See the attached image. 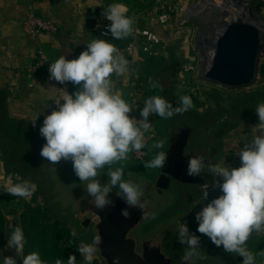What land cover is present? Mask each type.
Instances as JSON below:
<instances>
[{
  "label": "clouds",
  "instance_id": "9594fccd",
  "mask_svg": "<svg viewBox=\"0 0 264 264\" xmlns=\"http://www.w3.org/2000/svg\"><path fill=\"white\" fill-rule=\"evenodd\" d=\"M124 4H112L104 8L102 15L111 23L108 32L115 40L126 39L133 34L134 17L127 15ZM107 34V33H106ZM128 60L119 48L105 39H95L78 58L67 59L60 56L49 67V80L59 84L72 83L76 91L65 93L56 100L57 108L46 115L40 127V135L46 140L40 155L50 164L57 165L62 160L71 161L75 175L86 184V192L93 198L96 208L104 209L111 203L109 194L117 189V196L124 199L129 207H138L146 215L147 202H141L145 195L139 184L125 178L123 167L113 166L126 161L130 153H141L148 147L145 133L151 129L150 116L170 119L193 108L189 96L179 98L174 107L161 96H152L144 102L137 119L132 116L133 104L113 88V75L123 76L128 72ZM152 88L159 85L151 83ZM259 123L252 126L251 141L238 152L241 166L211 164L203 156L191 157L187 174L200 176L208 168L215 178L212 185L202 186V197L209 201L210 187L222 192L217 198L206 203L197 212V231L210 238L217 247L223 246L227 253L243 257L242 264H257L256 257H264V250L253 253L247 242L253 233L264 234V102L255 109ZM32 120L35 127V121ZM164 141L152 144L153 149L163 148ZM167 153L158 152L154 158L143 161L147 169L163 168ZM106 174L107 183L99 179ZM132 173L129 171L128 176ZM18 179V178H17ZM37 186L30 180L13 182L9 175L3 191L19 198H30ZM125 218L130 216L128 208L122 210ZM178 240L187 245L183 260L189 262L197 255L201 239L189 230L186 223L178 225ZM71 235H78L75 228ZM101 236L92 244L81 243L77 249L87 264H92ZM26 240L24 231L16 226L8 236L7 247L15 249L17 255L23 251ZM3 264H17L12 256L3 257ZM22 264H46L38 252H31L22 258ZM55 264H65L57 259ZM67 264H77L75 254L70 255ZM114 264H119L115 260Z\"/></svg>",
  "mask_w": 264,
  "mask_h": 264
},
{
  "label": "water",
  "instance_id": "95a60500",
  "mask_svg": "<svg viewBox=\"0 0 264 264\" xmlns=\"http://www.w3.org/2000/svg\"><path fill=\"white\" fill-rule=\"evenodd\" d=\"M102 7H89L86 11V28L97 27V16ZM234 18V19H233ZM214 43L213 55L206 70V78L229 88L249 86L255 78L261 54V34L245 18L233 16L224 25ZM175 68L163 71L159 76L158 96L167 99L174 107L180 98L176 88ZM249 113L243 110L215 108L203 122L187 112L170 119L159 117L163 133V148L167 153L163 168L144 169L131 167L129 160L113 166L123 167L125 178L139 184L145 192L146 215L138 207H129L117 196V189L109 194L111 203L104 209L96 208L93 198L86 192V184L75 175L71 161L50 164L40 155L46 140L35 132L26 130L10 119L6 108L0 104V134L12 151L16 169H24L30 180L41 188L46 205L58 218L67 219L81 233V243L92 244L101 236L92 262L98 264H242L243 257L227 253L217 247L209 237L197 231L196 214L212 199L217 198L209 189V201L202 197V186L210 185L208 168L200 176L187 174L191 157L203 156L211 164H219L226 140ZM132 175L128 176V172ZM107 183L106 174L100 178ZM128 208L125 218L122 210ZM186 223L189 230L201 239L200 250L189 262L183 260L187 245L178 240V225ZM17 222L8 216L4 246L0 248V264L3 257L12 256L22 264L23 251L7 247L8 236ZM247 247L256 253L257 244Z\"/></svg>",
  "mask_w": 264,
  "mask_h": 264
},
{
  "label": "rangeland",
  "instance_id": "374dc122",
  "mask_svg": "<svg viewBox=\"0 0 264 264\" xmlns=\"http://www.w3.org/2000/svg\"><path fill=\"white\" fill-rule=\"evenodd\" d=\"M161 1L157 0V3ZM164 3V1L161 2L163 5ZM94 4L101 5L102 3L97 0ZM165 4L168 11L166 23L159 20L161 11L158 10V5L151 10H144L130 16L134 17L132 39L129 36L130 40L128 37L118 41L120 47H124L121 54L128 60L129 70L123 76L113 75V88L118 90L126 101L135 102L133 109L138 110L136 105H139V109L143 108L144 102L150 98L147 96V89L151 87L150 81L159 85L154 76V70L174 67L177 93L180 97L189 96L193 102L194 107L186 111L192 118L203 122L215 108L247 111L249 114L228 136L224 154L219 161L221 166L226 164L230 167H239L241 161L238 152L244 144L251 141L252 126L259 123L255 109L258 104L264 102V0H167ZM233 16H241L253 24L261 34L262 43V56L257 63L255 78L249 86L240 88L222 86L205 76L213 55L214 43L223 31L224 25ZM107 25L109 23L102 15L99 32L104 39H109V42L114 43L116 40L108 32ZM105 32L107 35L103 34ZM155 38L158 41L151 42ZM129 48L132 49L128 51ZM37 51L42 52L46 61L40 71V76L48 71V60L42 46H38ZM65 57L67 58V54ZM172 59L175 64H170ZM27 74L29 75L28 72ZM117 78L122 82L119 86L116 84ZM56 87L59 88L60 96L40 101L36 109L30 108L31 103L19 102L11 106L7 104L8 117L10 119H12L10 116L14 117L12 120L18 125H23L28 131H37L43 125L45 116L57 108L55 101L67 93V84H60ZM153 89V96H158L155 92L159 90V86ZM131 92H133L132 97ZM151 117L155 121L156 142L163 140L159 116ZM35 118L37 119L34 127L32 120ZM8 146L0 134V248L4 246L8 216L12 215L24 231L26 243L23 253L26 256L28 234L33 224V220L27 214L28 209L31 208L40 211L38 223L45 219L44 222L47 224L58 222L70 230L75 228L78 233L76 245L66 236L60 240V246L63 248L73 246L72 248L81 256L77 250L82 238L80 231L72 221L54 215L46 205L40 186L34 183L37 189L27 199L15 197L3 191L9 175L13 176V182L23 181L27 176L24 169L15 168V160ZM157 151L158 149L152 150L153 156L158 153ZM207 178L210 185L217 179L211 173H208ZM210 191L216 197L222 194L219 188L213 190L210 187ZM248 243L257 244L256 253L264 250V234L253 233ZM81 258L84 260L82 256ZM256 260L257 264H264V257L257 256ZM92 264H98V262L95 261Z\"/></svg>",
  "mask_w": 264,
  "mask_h": 264
},
{
  "label": "crops",
  "instance_id": "0c3cea01",
  "mask_svg": "<svg viewBox=\"0 0 264 264\" xmlns=\"http://www.w3.org/2000/svg\"><path fill=\"white\" fill-rule=\"evenodd\" d=\"M95 1L97 0H0V104L7 109V104L11 106V104L25 102L31 103V109H36L40 101L60 96L59 88L56 87L60 84L49 80L50 64L66 54L69 60L78 58L86 50L88 43L97 38L104 39L99 32L102 13L97 16V27L94 30L86 28L87 8H103L102 0H100L102 6L94 4ZM31 8L35 9L40 16L53 20L59 28L58 32L55 35L45 34L39 38L28 36L22 22ZM127 15H129V9ZM118 41L116 40L113 44L121 52L124 47H120ZM38 46H42L46 52L48 71L40 76H29L27 67L32 62ZM160 74H156L158 83ZM116 80L117 83H115L118 86L122 84L118 78ZM76 87L70 82L67 83L69 93L76 91ZM52 89L55 90L52 91ZM131 93L132 97L133 92ZM152 158L154 156L151 153L148 160ZM130 165L147 169L144 164L140 166L131 163Z\"/></svg>",
  "mask_w": 264,
  "mask_h": 264
},
{
  "label": "trees",
  "instance_id": "16d2710c",
  "mask_svg": "<svg viewBox=\"0 0 264 264\" xmlns=\"http://www.w3.org/2000/svg\"><path fill=\"white\" fill-rule=\"evenodd\" d=\"M102 3L106 8L112 4H124L129 9V16L144 10H151L155 5H158L157 0H102ZM27 214L33 220V224H31L28 234L26 255L31 252H38L46 264H55L57 259H61L67 264L68 257L75 254L77 264H87L77 251L72 248L73 246L71 248L60 246V240L66 236L76 245L77 240L76 237L71 235L72 230L58 222L47 224L44 222L45 219L38 223L39 210L35 211L29 208Z\"/></svg>",
  "mask_w": 264,
  "mask_h": 264
},
{
  "label": "built area",
  "instance_id": "2783aa9c",
  "mask_svg": "<svg viewBox=\"0 0 264 264\" xmlns=\"http://www.w3.org/2000/svg\"><path fill=\"white\" fill-rule=\"evenodd\" d=\"M85 1H90V0H85ZM163 1L165 3L167 2V0H162L161 2ZM161 2H158V10L161 11L159 20L162 23H166L168 19V13H167L168 11H167V8L164 6L166 4L164 3L163 5L161 4ZM108 23L110 24L111 22L108 21ZM22 26H23L25 33L32 38H39L40 36L45 35V34L55 35L59 29L57 24L53 20L40 16L36 12V10L33 8H31L29 12L27 13V15L25 16L22 22ZM106 33L107 32L103 34L107 35ZM153 41L157 42L158 40L155 38V40H151V42ZM131 49L132 48H129L128 51H130ZM45 62H46L45 56L42 54L41 51H37L35 53V56L32 62L27 67V72L29 73V76H39L40 71L45 66ZM131 115L136 117L137 119H142V117H140L139 109L138 110L133 109V112L131 113ZM149 121L151 122V129L147 133H145V139H146L148 147L145 149H142L141 153L139 154L135 152L130 153L127 159L140 166L144 164L143 161L148 160L153 150L151 146L152 144L156 142L157 133H156V128H155V121L153 120L151 116L149 117Z\"/></svg>",
  "mask_w": 264,
  "mask_h": 264
},
{
  "label": "flooded vegetation",
  "instance_id": "af4514ba",
  "mask_svg": "<svg viewBox=\"0 0 264 264\" xmlns=\"http://www.w3.org/2000/svg\"><path fill=\"white\" fill-rule=\"evenodd\" d=\"M170 64H175V62H174V60L172 59V61H171V63ZM164 69V68H163ZM163 69H158V70H154V76H157L156 74H158V73H162L163 71H165L166 69H167V67L165 68V70H163ZM153 88L152 87H148V89H147V96L148 97H152L153 96Z\"/></svg>",
  "mask_w": 264,
  "mask_h": 264
},
{
  "label": "bare ground",
  "instance_id": "6f19581e",
  "mask_svg": "<svg viewBox=\"0 0 264 264\" xmlns=\"http://www.w3.org/2000/svg\"><path fill=\"white\" fill-rule=\"evenodd\" d=\"M234 19V18H233Z\"/></svg>",
  "mask_w": 264,
  "mask_h": 264
}]
</instances>
